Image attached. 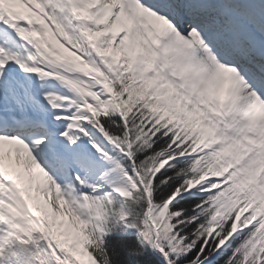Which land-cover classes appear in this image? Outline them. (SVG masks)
<instances>
[{
  "label": "snow or ice",
  "instance_id": "6c2138e0",
  "mask_svg": "<svg viewBox=\"0 0 264 264\" xmlns=\"http://www.w3.org/2000/svg\"><path fill=\"white\" fill-rule=\"evenodd\" d=\"M0 264H264V0H0Z\"/></svg>",
  "mask_w": 264,
  "mask_h": 264
}]
</instances>
